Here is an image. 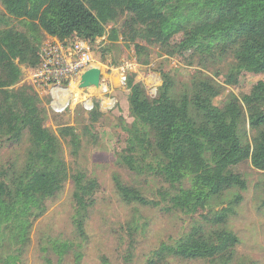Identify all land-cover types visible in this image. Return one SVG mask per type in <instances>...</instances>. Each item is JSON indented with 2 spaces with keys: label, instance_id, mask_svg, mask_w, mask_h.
Listing matches in <instances>:
<instances>
[{
  "label": "trees",
  "instance_id": "obj_1",
  "mask_svg": "<svg viewBox=\"0 0 264 264\" xmlns=\"http://www.w3.org/2000/svg\"><path fill=\"white\" fill-rule=\"evenodd\" d=\"M0 4V150L25 137L28 142L22 166L0 170L1 264L22 262L34 222L67 177L57 134L38 124L37 93L31 83H21L20 64L38 65L43 36L64 42L78 37L92 51L99 38L119 39L120 29L109 25L125 16L126 42L142 39L169 45L176 37L177 47L193 48L191 57H198L202 71L211 72L199 70L180 89L171 76L161 74L162 84L153 97L134 73L127 74L132 120L123 126L130 138L121 160L130 171L143 173L134 150L151 153L149 173L160 180V188L156 199H143L137 190L124 187L126 202L154 207L166 202L161 210L193 215L227 189L245 186L244 177L234 171L240 163L249 161L264 171V79L242 96L229 94L221 106L214 104L221 82L235 84L242 73L264 72V0H0ZM7 16L21 22L26 32L8 27ZM135 48L140 52L136 43ZM222 61L227 62L214 69ZM93 109L92 118L97 103ZM58 131L69 138L70 154L76 157L79 133L68 125ZM86 176L78 178L72 193L79 210L88 209L97 188L96 181ZM231 204L211 217L218 228L191 225L161 242L144 264H169L168 254L207 259L227 253L239 241L225 226L233 213ZM40 249L51 251L57 264L70 253L74 264L80 262V248L70 239L48 238ZM46 260L51 263V257Z\"/></svg>",
  "mask_w": 264,
  "mask_h": 264
},
{
  "label": "rangeland",
  "instance_id": "obj_2",
  "mask_svg": "<svg viewBox=\"0 0 264 264\" xmlns=\"http://www.w3.org/2000/svg\"><path fill=\"white\" fill-rule=\"evenodd\" d=\"M6 20L8 27L26 32L17 19L7 16ZM124 22L125 16H120L109 25L120 29L116 42L108 41L105 36L92 44L95 64L101 68L104 77L99 88L82 89L79 82L61 90L34 88L38 96V124L40 128L51 129L57 134L61 154L67 163V177L61 190L48 199L44 215L34 222L31 240L20 264H48V256L51 257L50 264H57L58 260L51 251L40 249L48 238L76 242L80 248L79 264H144L150 252L161 242L177 237L191 225L200 224L207 230L218 228L211 217L230 206L231 201L233 213L229 214L225 226L237 235L239 241L235 246L213 258L186 259L168 254L167 261L169 264H264V171L255 169L249 161L234 167V171L245 179L243 188L227 189L193 215L161 210L166 202L154 207L123 199L124 187L137 190L143 199H156L160 180L149 173L148 165L152 161L151 153L147 151L140 152L138 147L134 150L143 173H134L122 163L121 156L127 152L130 138L123 126L129 125L132 119L127 102L129 91L120 82L117 68L124 61L147 62L135 78L144 84L151 97L162 84L161 74L171 76L180 89V84L201 70L198 57H191L193 48L177 47L176 37L169 45L146 43L142 39L126 42L127 25ZM45 40L46 36H43L41 45ZM135 43L141 47L140 52H137ZM227 61L215 65L214 69H221ZM20 66L21 83L30 84L31 68L23 63ZM262 79L264 72L242 73L235 84L221 82V93L214 104L221 106L229 94L242 96ZM96 103L97 114L92 118L90 113ZM66 125L73 126L80 135L81 146L76 157L70 154L69 138L58 131L59 127ZM27 146L26 137L20 144H5L0 150V170L12 164L21 167ZM84 174L96 181L97 188L88 209L79 210L72 202V193L78 178ZM237 195L240 197L236 198ZM62 264H74L73 254H68Z\"/></svg>",
  "mask_w": 264,
  "mask_h": 264
},
{
  "label": "built area",
  "instance_id": "obj_3",
  "mask_svg": "<svg viewBox=\"0 0 264 264\" xmlns=\"http://www.w3.org/2000/svg\"><path fill=\"white\" fill-rule=\"evenodd\" d=\"M39 62L29 73V81L38 90H60L73 82H79L81 74L90 66H96L93 53L87 42L74 37L60 41L48 36L40 47ZM143 67L134 61H124L118 68L119 80L126 83L127 74L138 73ZM104 77L101 76V84ZM64 89V88H63Z\"/></svg>",
  "mask_w": 264,
  "mask_h": 264
},
{
  "label": "water",
  "instance_id": "obj_4",
  "mask_svg": "<svg viewBox=\"0 0 264 264\" xmlns=\"http://www.w3.org/2000/svg\"><path fill=\"white\" fill-rule=\"evenodd\" d=\"M101 75V68L99 66H90L81 74L79 87L82 89L89 87L99 88Z\"/></svg>",
  "mask_w": 264,
  "mask_h": 264
},
{
  "label": "clouds",
  "instance_id": "obj_5",
  "mask_svg": "<svg viewBox=\"0 0 264 264\" xmlns=\"http://www.w3.org/2000/svg\"><path fill=\"white\" fill-rule=\"evenodd\" d=\"M134 74H136V73H134ZM102 76V75H101ZM101 82V81H100ZM100 85H101V83H100Z\"/></svg>",
  "mask_w": 264,
  "mask_h": 264
},
{
  "label": "crops",
  "instance_id": "obj_6",
  "mask_svg": "<svg viewBox=\"0 0 264 264\" xmlns=\"http://www.w3.org/2000/svg\"><path fill=\"white\" fill-rule=\"evenodd\" d=\"M118 72V71H117ZM118 75H119V73H118ZM97 89V88H96Z\"/></svg>",
  "mask_w": 264,
  "mask_h": 264
},
{
  "label": "bare ground",
  "instance_id": "obj_7",
  "mask_svg": "<svg viewBox=\"0 0 264 264\" xmlns=\"http://www.w3.org/2000/svg\"><path fill=\"white\" fill-rule=\"evenodd\" d=\"M61 90V89H60ZM54 91V90H53Z\"/></svg>",
  "mask_w": 264,
  "mask_h": 264
}]
</instances>
